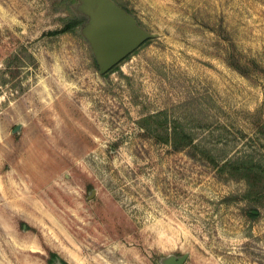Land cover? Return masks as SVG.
<instances>
[{"label": "rangeland", "instance_id": "obj_1", "mask_svg": "<svg viewBox=\"0 0 264 264\" xmlns=\"http://www.w3.org/2000/svg\"><path fill=\"white\" fill-rule=\"evenodd\" d=\"M116 1L153 36L104 77L90 16L49 33L86 0H0V264H264V183L220 169L264 168V0Z\"/></svg>", "mask_w": 264, "mask_h": 264}, {"label": "water", "instance_id": "obj_2", "mask_svg": "<svg viewBox=\"0 0 264 264\" xmlns=\"http://www.w3.org/2000/svg\"><path fill=\"white\" fill-rule=\"evenodd\" d=\"M86 10L90 16L87 34L101 73L112 69L153 36L114 0H86ZM187 258L188 253L171 254L163 258L162 264H184Z\"/></svg>", "mask_w": 264, "mask_h": 264}, {"label": "trees", "instance_id": "obj_3", "mask_svg": "<svg viewBox=\"0 0 264 264\" xmlns=\"http://www.w3.org/2000/svg\"><path fill=\"white\" fill-rule=\"evenodd\" d=\"M55 3L66 5L67 7H70V9H74L76 5L78 6V0H55ZM118 4L127 13H131V9L129 8L127 3L118 2ZM88 19H89V14L86 12L69 15L63 18L62 26L60 28L51 30L49 31V33L57 36L68 32H74L78 27H80L83 24H86ZM94 61L96 65L99 67L97 57L94 58ZM231 63L240 72L243 73L247 72V68L241 63L240 59L237 56L232 55ZM7 65L12 67V62H8ZM117 68H118V64L109 71L101 74L104 77H106ZM10 72L12 73V76L15 77L16 71L11 68ZM141 123L142 126L146 128L147 134L153 133L155 131L154 132L155 137L157 138L159 137L161 142L170 145L171 149H173L174 151H183L189 148L195 149L198 146V144L194 140V137L189 131H187L180 124L177 123L170 125L168 118L165 116L161 120V122H159V119L157 118L156 114H149L142 118ZM154 123H157L155 127L153 126ZM258 125L260 130L264 127L263 124H258ZM208 155H209L208 158L212 161V163L219 165L216 162L215 157L213 155L210 154ZM261 168H262L261 165L257 162H254L251 158L247 160L244 158L228 159L220 166L221 170L229 171V173L234 177L245 179L250 189H254L258 185L264 183V173H263L264 168L262 169L263 170L262 172H261ZM249 215L252 217H256V214L253 211H249ZM54 256L58 258L56 254H54Z\"/></svg>", "mask_w": 264, "mask_h": 264}]
</instances>
